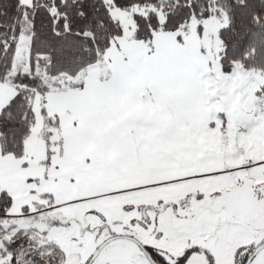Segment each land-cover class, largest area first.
<instances>
[{"label": "snow or ice", "instance_id": "obj_1", "mask_svg": "<svg viewBox=\"0 0 264 264\" xmlns=\"http://www.w3.org/2000/svg\"><path fill=\"white\" fill-rule=\"evenodd\" d=\"M0 264H264V0H0Z\"/></svg>", "mask_w": 264, "mask_h": 264}]
</instances>
